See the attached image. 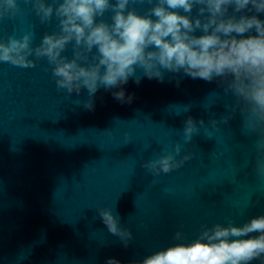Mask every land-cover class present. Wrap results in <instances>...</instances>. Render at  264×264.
<instances>
[{
    "label": "water",
    "instance_id": "95a60500",
    "mask_svg": "<svg viewBox=\"0 0 264 264\" xmlns=\"http://www.w3.org/2000/svg\"><path fill=\"white\" fill-rule=\"evenodd\" d=\"M17 6L16 15L0 18L5 41L30 32L35 48L59 30L55 16L40 21L30 0ZM73 44L63 56L73 57ZM29 59L31 67L0 62V264H105L108 257L139 264L175 243L177 231L191 239L202 225L264 214L257 133L245 125L243 102L217 79L165 72L158 82L137 67L140 83L123 86L133 100L121 103L103 86L92 97L84 87L68 93L46 57ZM89 100L92 109L84 107ZM189 116L196 130L186 140ZM168 153L190 158L167 173L145 166ZM105 208L132 232L127 247L103 224Z\"/></svg>",
    "mask_w": 264,
    "mask_h": 264
},
{
    "label": "clouds",
    "instance_id": "9594fccd",
    "mask_svg": "<svg viewBox=\"0 0 264 264\" xmlns=\"http://www.w3.org/2000/svg\"><path fill=\"white\" fill-rule=\"evenodd\" d=\"M137 0H30L42 23L58 21V31L45 33L33 48L32 34L20 38H0V62L31 67L46 57L54 65L52 74L58 88L92 97L103 86L121 103H131L126 95L130 78L139 84L136 68L149 80L163 82L165 72L178 77L212 81L217 79L247 110L245 125L257 133L255 162L264 175V0H139L150 5L136 10ZM193 9H196L193 14ZM17 0H0V18L16 15ZM110 11V19H103ZM101 18V19H98ZM198 33V34H197ZM69 42L73 57L62 55ZM95 51L93 52V49ZM88 53H92L89 60ZM83 61V63H82ZM179 78L176 84L179 86ZM84 107L92 109L89 100ZM196 130L191 116L185 121V139ZM175 152H180L177 145ZM172 153L149 161L154 173L180 167ZM99 215L107 230L128 246L132 232L123 227L111 209ZM175 243L144 256L139 264H264V214L235 223L202 225L195 238L174 234ZM105 264H122L108 257Z\"/></svg>",
    "mask_w": 264,
    "mask_h": 264
}]
</instances>
